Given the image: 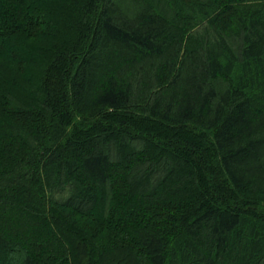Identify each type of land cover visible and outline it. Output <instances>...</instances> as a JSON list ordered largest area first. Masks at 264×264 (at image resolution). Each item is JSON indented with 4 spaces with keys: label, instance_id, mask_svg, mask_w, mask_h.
Masks as SVG:
<instances>
[{
    "label": "trees",
    "instance_id": "16d2710c",
    "mask_svg": "<svg viewBox=\"0 0 264 264\" xmlns=\"http://www.w3.org/2000/svg\"><path fill=\"white\" fill-rule=\"evenodd\" d=\"M118 2L0 0V264H264V0Z\"/></svg>",
    "mask_w": 264,
    "mask_h": 264
},
{
    "label": "rangeland",
    "instance_id": "374dc122",
    "mask_svg": "<svg viewBox=\"0 0 264 264\" xmlns=\"http://www.w3.org/2000/svg\"><path fill=\"white\" fill-rule=\"evenodd\" d=\"M116 1V0H115ZM117 3H118V5L119 6H123V5H125V4H123L122 2H118V0H117ZM50 9H52V8H50ZM51 13L52 14H54V13H57V12H55L54 10L52 11V10H49V12H48V15L50 16L51 15ZM52 30H55L56 28L54 27V26H52V27H50ZM31 92H32V94H36L39 90V88H41V83H39L38 82V84H37V82H34V83H32L31 84ZM31 92H30V94H31ZM37 96V95H36Z\"/></svg>",
    "mask_w": 264,
    "mask_h": 264
}]
</instances>
